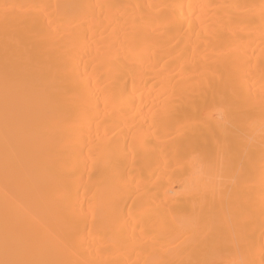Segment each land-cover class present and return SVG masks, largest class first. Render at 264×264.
I'll use <instances>...</instances> for the list:
<instances>
[{
	"label": "bare ground",
	"instance_id": "6f19581e",
	"mask_svg": "<svg viewBox=\"0 0 264 264\" xmlns=\"http://www.w3.org/2000/svg\"><path fill=\"white\" fill-rule=\"evenodd\" d=\"M0 264H264V0H0Z\"/></svg>",
	"mask_w": 264,
	"mask_h": 264
}]
</instances>
